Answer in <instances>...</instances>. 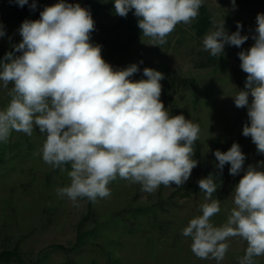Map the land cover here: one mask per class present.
<instances>
[{"label": "clouds", "instance_id": "clouds-1", "mask_svg": "<svg viewBox=\"0 0 264 264\" xmlns=\"http://www.w3.org/2000/svg\"><path fill=\"white\" fill-rule=\"evenodd\" d=\"M23 7L29 0H15ZM204 0H114L115 14L138 18L143 36L152 46L164 45L180 24H190L199 15ZM235 6V0H231ZM36 8L35 0L30 5ZM213 30L203 38L211 56L223 54L225 45L241 47L249 37L241 35L242 25L229 34L224 20L211 21ZM254 44L238 57L247 73L245 89L233 96L237 108H247L250 123L242 135L251 137L264 154V13L257 14ZM95 29L91 12L79 3L59 0L40 12V19L25 20L22 40L14 52L0 60V86L11 98L0 109V142H7L13 130L28 136L34 129L45 136L43 161L68 171L70 185L57 195L74 204L79 198L96 202L111 195L109 183L117 177L155 192L161 185L185 184L198 161L193 159L200 127L183 114L170 115L160 97L164 74L144 68L147 79H130L137 64L116 70L102 57V46L90 42ZM5 33L0 26V37ZM142 63V61H141ZM251 96V102L249 97ZM217 167L230 164L229 174L243 169L245 154L233 143L227 152L216 150ZM264 166V162H261ZM204 202L202 215L192 218L183 229L191 237V251L200 259L222 261L227 241L240 237L247 242L239 264H256L264 256V170L249 165L234 188L233 202L225 223L214 226L211 218L221 211L213 199L217 186L213 175L198 181Z\"/></svg>", "mask_w": 264, "mask_h": 264}, {"label": "rangeland", "instance_id": "rangeland-1", "mask_svg": "<svg viewBox=\"0 0 264 264\" xmlns=\"http://www.w3.org/2000/svg\"><path fill=\"white\" fill-rule=\"evenodd\" d=\"M102 4L96 19L109 22L116 15L114 0H102ZM203 4L215 20H224L229 34L233 31L226 15L229 14L233 21H243L249 37L246 45L254 44L256 17L264 13L262 4L249 0H235V6L231 0H204ZM1 16L0 9V26L5 33L0 41L3 39L12 46L18 44L20 26L5 25ZM191 23L178 24L164 45L152 46L149 37L141 36L121 57H108L102 52L103 59L116 70L137 64L139 71L130 77L133 81L147 79L143 75L144 68L163 73L160 99L165 109L170 115L183 114L199 124V138L193 145V158L198 164L188 181L180 187L161 185L153 193L144 192L140 184L119 177L111 181L108 185L111 195L92 202L99 223H102L93 242L99 243L104 250H95L93 245L75 253L66 252L56 246L67 247L74 242L76 224L86 211L88 199L79 198L74 204L67 197L57 195V189L70 185L68 171L71 168L64 167L62 171L43 161L41 148L45 136L38 128L31 136L13 130L8 139L12 145L4 148L2 143L6 142H0V249L18 240L23 264H66L71 259L75 264H108L107 251L111 259H119L118 264H239L247 247L242 238H230L224 259L217 262L196 257L191 251L192 238L182 234L192 218L202 215L200 205L205 194L199 189L200 179L209 174L213 179L222 178L212 197L220 200L221 211L211 218L214 226H220L234 207V188L249 165L264 170L261 165L264 154L257 151L251 137L242 135L243 126L250 123L248 109L237 108L233 99L238 91L246 90L247 74L228 54L229 45H225L219 57L205 51L203 38L206 34L195 36ZM172 73L193 80L186 87L169 86ZM11 87V84L8 89L0 86V109L9 103ZM233 143L240 145L246 157L243 169L236 176L229 174L230 164H225L221 171L214 155L216 150L227 152ZM158 199L164 201L163 208L158 205L154 208L153 213L157 215L154 220L152 208H149L156 206ZM137 208L142 210L134 211ZM159 223H162L161 228ZM254 259L256 264H264V256Z\"/></svg>", "mask_w": 264, "mask_h": 264}, {"label": "trees", "instance_id": "trees-1", "mask_svg": "<svg viewBox=\"0 0 264 264\" xmlns=\"http://www.w3.org/2000/svg\"><path fill=\"white\" fill-rule=\"evenodd\" d=\"M249 1H255L258 4H262L264 6V0H249ZM59 0H35L36 8L33 10L30 8V5L33 3V0H29V3L24 5L23 7H20L15 0H0V9L2 13V22L5 25H8L10 27L15 26H21V24L25 20H38L40 19V12L44 10L45 7L52 6L55 3H58ZM68 3H79L81 7L88 9L91 12L92 18L95 23V29L90 34V42L93 41V44H99L102 46V52L106 53L108 57L118 56L121 57L123 54H126L130 46L141 36H143L141 29L138 27V18L133 14V11H130L126 17H120L118 15H115L111 21L109 22H103L98 21L96 19V14L100 8H102L104 5L102 4V0H66ZM227 23L232 29L233 33L237 31V23L239 22L242 25V28L240 29L241 35H246L244 23L241 20H232L228 15H226ZM214 19V15L208 11L206 6L203 4V6L199 10L198 17L192 21L190 27L197 37H202L205 34L208 33L209 29L213 26L211 21ZM22 37H18V44L21 42ZM230 49L228 50V54L230 53L232 55V58L240 67L241 61L238 57V53L240 51H246L250 47L246 45V42L239 48L235 46H230ZM8 52H14L15 55L19 56L21 53L15 52L14 47L12 45H9L5 40L2 39L0 41V60H3L4 56ZM223 59V58H222ZM224 60V59H223ZM222 60V61H223ZM247 74V73H246ZM193 79H187L185 77H182L178 75L177 73H172L170 79H169V86H181L186 87L188 82L192 81ZM12 132L10 136H12ZM9 136V137H10ZM12 145L10 140L6 143H2V146L9 147ZM16 146H19L18 143ZM195 159V157L193 158ZM1 161V158H0ZM66 169L70 170V165L64 166ZM118 178V177H117ZM215 184L218 186L222 178L217 177V179H213ZM46 181L49 183V177L46 178ZM239 182V180H238ZM187 193V191H185ZM185 193V194H186ZM163 200L158 199V203L155 205H152L149 209L152 208V213L154 208L158 207L163 208ZM142 209L137 208L134 211L140 212ZM135 212V213H136ZM157 215L153 213L154 220L156 219ZM102 223H99V220L97 218V213L93 209L92 202L87 200L86 204V211L85 213L80 217L76 224V234H75V240L74 242L64 247L62 245H57L59 249H62L66 252H78L85 246L87 248L92 247L95 245V250H104L103 247L99 245L95 241L93 242L94 237H98L99 235V229L101 228ZM162 227V223H159V228ZM163 230V229H162ZM108 253V264H118L119 259L117 258H110V251H107ZM15 261L17 264H23V254L22 249L19 247V242L16 240L14 244H11V246H4L0 249V264L8 263ZM62 264V263H58ZM66 264H75L74 260H68Z\"/></svg>", "mask_w": 264, "mask_h": 264}]
</instances>
